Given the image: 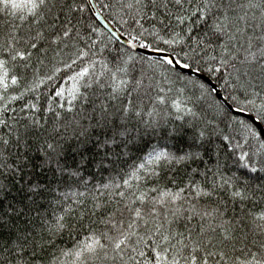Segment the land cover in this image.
Returning a JSON list of instances; mask_svg holds the SVG:
<instances>
[{
  "label": "snow or ice",
  "instance_id": "6c2138e0",
  "mask_svg": "<svg viewBox=\"0 0 264 264\" xmlns=\"http://www.w3.org/2000/svg\"><path fill=\"white\" fill-rule=\"evenodd\" d=\"M0 264H264V0H0Z\"/></svg>",
  "mask_w": 264,
  "mask_h": 264
}]
</instances>
